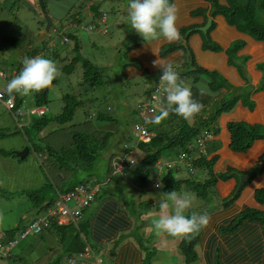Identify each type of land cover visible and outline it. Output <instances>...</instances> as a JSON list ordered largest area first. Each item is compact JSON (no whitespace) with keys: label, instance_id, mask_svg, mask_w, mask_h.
Wrapping results in <instances>:
<instances>
[{"label":"rangeland","instance_id":"rangeland-1","mask_svg":"<svg viewBox=\"0 0 264 264\" xmlns=\"http://www.w3.org/2000/svg\"><path fill=\"white\" fill-rule=\"evenodd\" d=\"M33 1V5H30L25 0H0V73L10 74V77L11 74L14 76L15 74L18 75L20 67L28 55L27 52L32 50L34 46L43 47L44 43H46L50 51V53H47L48 57L49 59H54V61L51 60L55 62L59 69L58 82L51 87L48 92L49 103L47 107L51 111L50 114L53 117L60 115L65 106L63 98L66 94H70L73 91V94L77 95L74 101H84L88 97H96L95 101L99 102L101 106L100 112L103 115L107 114L114 118H120L118 125L114 123L109 125L115 128L118 134L117 136H119H116L113 140H121L122 133L127 134L130 139H136L132 132L134 124L136 122H144L141 118L144 111L138 108L139 103L150 101L152 93L154 92L153 88L156 80L150 77L147 72L142 77L135 76L132 78L124 74L126 67L136 66L141 68L140 63L131 60L129 54L134 49L137 42L140 44L144 41L143 37L132 29L126 20L129 0H45L47 13L53 21L49 31L47 30V22L45 21L38 0ZM101 11L106 12L107 23L102 22L101 18L103 14ZM73 20L78 22V29L71 28L73 27L71 24H74L71 23ZM89 27H92L93 31L88 32L87 28ZM64 28H68V31L72 30L71 34L76 36L79 45L77 51L74 50V44L76 43L73 40L70 46L62 45V33ZM103 30L107 32L103 33ZM189 32L190 30L186 35H188ZM52 50L58 51V57L54 52H51ZM77 52L81 55L82 60L89 61L94 66H97V68H105L101 75L103 81L102 87L92 88L89 86L90 83L81 85L84 81L83 77L85 71L83 62L76 65L75 71L71 77H68L67 73L64 72V66L70 64L73 57H76ZM237 59H239L236 61L237 64L242 63L241 61L245 62V60H242L240 57ZM240 66L243 67V64ZM185 69H187V67H185ZM87 70L89 69L87 68ZM89 71L92 73L94 67ZM179 72H181V69H179ZM189 76L190 75H188V77ZM9 82V80H4L0 77V91L7 89V84ZM197 85H206L209 89L206 78L197 83ZM193 88L194 87H192V90ZM242 89L245 91L252 90L249 85L247 87H242ZM197 90H199V87ZM192 92L194 93V91ZM86 93H89L88 96L86 95V97L83 96L81 98V95H85ZM207 95L215 97V94L211 92L210 94H203L205 98L208 97ZM16 96L20 98L21 93H18ZM232 97L233 95L231 94L230 100ZM92 109V107H88L83 103V105L77 109L78 111L75 113L74 121L65 123V125L60 124L59 127L55 124H51L48 131L60 138L63 135L68 137L72 133H76L80 131V127H82L80 124L85 121L87 114H92ZM136 110H138V112L135 113ZM23 111H25V109H23ZM33 111L38 110L35 109ZM1 112H3V107L0 106V122H10L11 117L9 113ZM96 112H98V110L93 112L94 116ZM20 115L22 117L15 120L16 122L20 121L22 123L39 117L24 112H21ZM95 121L94 119V122ZM103 125L105 124L102 123L99 125V130L103 129ZM146 125H148L150 129L152 128L156 131H160L162 128L164 130L166 129L162 121L159 124L149 123ZM100 126L103 127L101 128ZM106 128L108 129L109 127ZM30 130V133L27 131V134L31 135V140L29 142L30 153L26 158L19 159L14 157V154H10V151L6 152L8 151L7 148L13 145L16 140V135H12L15 131V126L9 125L7 127H2L0 125V151L5 153L4 155L7 157V163H4L5 165L0 163V228L2 226L5 230L15 229L14 237L19 241L11 257L0 258V264H64V259L61 255V252L64 251L63 245H57V248L53 246V242H59L60 236L57 231H46L42 234L44 236L43 240L31 236L27 237L25 240H20L19 238L20 227L28 226L36 217L37 208L35 203L38 200V196L36 195L37 190H40V188L46 185L49 179L56 183V178L59 176V174L57 175L56 169L49 163V159H44V154L40 153L41 149H45L46 152L48 147H54L58 144V142L55 141L56 139L53 138L54 134L50 137V134L47 133L46 130H44L43 133H40L36 128H31ZM63 143L64 141L62 140L61 144ZM118 152L119 150L116 148L112 150L106 148L101 153L99 157V171L101 174H104V176L107 175L106 172L103 173L106 170L105 160ZM123 153L128 154V152ZM168 153H163L161 165L156 168L154 171L155 174L163 171L164 173L168 172L170 175V170L167 169V171L165 165L170 161H175L177 150H172ZM144 154L145 150L141 146L139 149H132L130 156L140 161L144 158ZM14 158L17 159H15L16 163L12 162ZM40 160L43 166L46 165V167L41 165ZM37 163L40 168L33 167V165ZM135 167L145 170L142 162ZM46 168H48L47 170H49L50 173L48 171L46 173ZM161 168H164V170ZM131 170L134 171L133 169ZM135 171L137 170L135 169ZM173 171L174 174H177L176 176H178L179 179H189L191 182L190 184H196L194 182L200 181L203 174H205L204 171H199V174L192 179L186 173L188 172L187 170H183L180 174L176 172V169ZM126 172L130 175L132 181L139 182L141 185L145 184L146 180L140 178L138 172L129 173L127 169ZM26 174L32 176V180L30 178L29 181H24V176ZM113 174L117 175L118 173L115 172ZM79 181V184L87 182L84 177H81ZM213 187L214 186L205 188L206 192L202 193H207V197L203 198L199 197L197 193L193 191L191 185H187V183L181 185L179 189L180 193H188L195 197L193 208L189 210V212L202 214L214 208L213 204L216 200L215 196L212 195V192H214ZM121 197L122 196L119 194L118 199ZM69 206L74 207V202L71 201ZM160 210L162 212L161 207ZM42 212L43 211L40 213ZM139 217L140 216H138V218ZM154 218H157V216H154ZM71 225L73 226L72 228L76 230V241L86 244V237H88L85 234L87 231L86 228H83L84 226L81 224H70L68 226ZM79 225L81 226V232H79ZM69 232L73 235L70 229ZM119 244H121V241L110 246V248L107 245L104 247L95 246V250L99 256H103L110 264H114L115 257L112 258L111 254L117 253V245ZM101 249L102 252H100ZM107 249L108 252L106 251ZM98 251L100 253H98ZM187 256L190 262L195 264L199 262V256L196 254L194 246L188 250ZM218 256H221V254ZM218 260L219 257L217 258V262L220 264ZM148 261H150V259H148L147 262Z\"/></svg>","mask_w":264,"mask_h":264},{"label":"trees","instance_id":"trees-1","mask_svg":"<svg viewBox=\"0 0 264 264\" xmlns=\"http://www.w3.org/2000/svg\"><path fill=\"white\" fill-rule=\"evenodd\" d=\"M177 3L184 4L183 6H179L180 12L178 18V25L181 26L180 38H182V40H180L179 43H176L177 40L172 41L171 43H173L174 45H171V47H166L165 50L173 51L175 49H181V51L184 52H187L189 50L190 52H187V59L184 62V64H188L186 73L190 75L189 77H192L196 84L204 80L205 77L209 79L207 81V84L210 92L215 94V97H210L208 95V97L206 98L204 96L203 98L195 97V99L198 102L202 103L204 107L202 111L196 117H194V124H191L189 120H185L174 113H170L167 118L162 120V124L166 126L165 130L163 128L160 131H156L153 129L156 132V137L149 143L141 142L138 144V149L142 146L145 150L144 158H142L140 161L134 159V162H136V164L134 166L129 165V168H126L124 163H122V166L126 168L129 173L138 172L139 175H146L145 180L151 177L152 170L154 171L158 162L162 160L163 153L177 150V157L175 161H170L171 163H176L178 160V156L183 152L188 151V146L194 140H196V138L202 136L205 130L212 129V125L215 124L217 118L221 114L231 111L235 107L236 103L241 99H243L245 102H248L249 104L252 103L249 100L252 91H245L240 88L235 89L232 82L227 77H225L222 72H220L219 70H207L206 67L203 66V61H198L196 52L191 47L183 45V42H185L189 38L186 33L191 30V34H199L201 43L196 42V47L201 44L200 50H202V52L209 51L217 55L225 53L227 58L229 59V65L239 69L241 72L243 71L244 66H246V63L252 58L249 55H244L242 57L239 55L241 52L246 50L248 46V40L250 39L255 43L264 45V0H177ZM189 17L190 19H187ZM208 18H212L213 22L211 29L208 31L207 35H205L201 31L196 29L205 26ZM194 19L198 20L199 23H193ZM190 21L193 23L191 26H183ZM221 24L226 26L225 30L219 26ZM234 32L238 33L240 37L231 41V37L234 35ZM229 34L233 35L229 36ZM64 36L68 38L69 42H63L62 45L70 46V42H72L73 40L77 44H74V50L77 51L79 45L76 36L72 35L70 31H68V28H64L62 38ZM227 42L231 43L228 48ZM47 45L48 44L44 43L43 47L34 46L32 50L27 52L28 55L26 56V58H32L36 55H41L49 59L47 53H50V51ZM151 47L153 46L150 45V48ZM56 50H52L51 52H54L58 57V51ZM238 57L242 58V60H245V62L242 61L243 67L236 63V61L239 60L237 59ZM52 60L54 61L53 58ZM80 62H83L85 69L83 77L84 81L82 80L83 82L81 83V85L90 83L89 86L92 88L102 87L103 81L101 75L105 68H97V66H94L89 61L82 60L81 55H79L78 52L76 53V57L73 58L70 64L64 66V72L67 73L68 77L72 76L75 71L76 65ZM86 67L89 70L93 69L94 67V71L91 73L89 70H87ZM261 70H264V65L261 66ZM15 76L11 74L10 77V74H7V80L11 81L13 78H15ZM57 82L58 78L53 81V84L51 86H54L55 84H57ZM262 88H264V86L260 87V89ZM45 90H41L39 93H33L31 99H33L34 104L32 105V107H47V104L49 103V88ZM223 90H226L228 93V95L225 97H223V95L221 94ZM73 93L74 91L70 94H66L63 98L65 106L63 112L60 115L53 117L49 113L43 115L42 117L39 116V119L36 118L31 120L27 127L23 126L19 128V130H17H21L22 132H25L27 134V131H29L30 133L31 128H36L40 133H42L44 130H48L51 124H55L58 127L60 124L65 125V123L74 121L75 113L76 111H78L77 109L83 105V103H85L88 107H92L93 112L98 110L95 116L93 112L90 115L87 114L85 121L80 124L82 125V127H80V131L72 133L68 137L63 135L61 136V138L63 139H61L57 135H54L53 138L56 139L55 141H57L58 144L54 147H48L46 149V152L45 149L40 150V153L44 154V159H49V163L52 165V167H54V169H56L57 175L59 174V176H57L56 178V183H54L53 180L49 179L46 185L40 188V190H37L36 195L38 196V200L35 203V206L37 208L36 216H38L41 211L50 209V207L54 205V201L55 199H57L60 193H67L69 191H72L79 184V180L81 179V177H84L87 180L86 183L95 182L94 184L100 185L101 187L99 193L90 203V205L97 202L103 203L109 198L115 199V195H117V193L115 191H111L108 185L104 186L103 183L108 176H111L115 172V167L112 165V162L116 158L122 157L126 154L123 152L131 151L125 149V146L127 145V143H129V141H131L132 138L130 139L127 134L122 133L121 140L115 141L113 140V138H116V136L118 135L115 131V128H113L114 132L113 130H109L106 128L113 123L118 125L120 122V118H114L107 114L103 115L100 112L101 106L99 105V102L95 101L96 97H88L84 101H74L77 98V95ZM15 94L17 95L18 93H7L5 99L14 97ZM88 94L89 93L81 95V98L83 96L86 97V95L88 96ZM231 94L233 95V97L230 100ZM21 98H18L19 100L17 101V105L19 107L22 104ZM136 112H138V110H136L135 113ZM155 118L150 122L154 123L153 121L155 120ZM94 119L96 120L95 122ZM19 123L20 121L17 122L18 125ZM102 123H104L105 125H103L104 127H100H103L104 130H99V125ZM228 130L231 135L230 149L234 153L245 154L251 150V148L257 141H264V126L260 124L249 125L242 122H231L228 124ZM28 136L29 144L31 135L28 134ZM62 140L64 141L63 144H61ZM106 148L111 150L116 148L119 150V152L117 154L114 153L109 157V159L107 158L105 160L106 170L103 172L107 173V177L105 178L99 171V157ZM126 157L128 159L132 158L130 156ZM215 161L216 156L212 158L203 157L198 161H195V166H197L198 170L204 171L208 175V180L205 183L194 182L196 184H190L191 182L189 179H179L178 176H176L177 174L173 173L174 169L170 170V175H168L164 183L166 185L165 193L171 191L177 192L179 191L182 184L187 183V185H191L193 187V191H195L199 197L206 198L207 193L202 192H206V187L215 186L217 182V178L214 175ZM141 162L143 163L145 170H141V168L135 167L136 165H140ZM261 162L264 163V156L262 157ZM43 167H46V165ZM179 168L181 169V171ZM179 168H175L176 172L179 174L182 173L183 170H186L182 167ZM47 169L48 168L45 169L46 173L47 171L49 172V170ZM131 169H133L134 171H132ZM135 169L137 171H135ZM140 178H143V176H141ZM225 178H228V176H223V179ZM256 201L260 205L264 206V189L256 192ZM86 209L83 210L82 219L87 215L88 209ZM114 213V204L112 202H107L104 211L97 219V232H99V237L97 238L104 239L107 235L110 234L109 231H102L101 229L103 224H105V222L109 220ZM246 222L247 224H249L247 231L251 237V239L248 240L249 242L246 246L249 247V251L253 259L257 258L254 262H256V264H264V212L254 209L247 210L237 219L232 229H239L241 225H246L244 224ZM79 224L83 225V228H86L87 233L85 232V234L89 236V220L86 219L83 222L80 221ZM114 225L116 224L114 223ZM72 227V225L65 227L52 225L48 229H46V231H57L59 233L60 245H63L64 250L63 252H61L62 257L82 252L88 246V243L91 244V246H89L94 250L95 246H99V244L97 243H92V241L89 242V239L87 238L86 244L80 241H76V230H74V228ZM78 227L80 230L79 232H81V226L79 225ZM257 227H260L261 233L259 232V229ZM69 229L71 230V232H73V235L70 234ZM25 230L26 227H20L19 235H21V233H23ZM14 236L15 229L6 230L5 234H3L2 236V239L4 241L6 239L13 240L16 239V237ZM37 237L39 240L44 239V236L42 234ZM198 237L199 233L187 236L186 243L196 242L198 241ZM260 243H262V245ZM189 249L191 248H188V250ZM127 257H130V260L127 259ZM127 257L125 258V264L135 263V255L127 254Z\"/></svg>","mask_w":264,"mask_h":264},{"label":"crops","instance_id":"crops-1","mask_svg":"<svg viewBox=\"0 0 264 264\" xmlns=\"http://www.w3.org/2000/svg\"><path fill=\"white\" fill-rule=\"evenodd\" d=\"M25 1L30 5H33L34 3L33 0ZM180 5L183 6L184 4H178V6ZM101 13L106 12L101 11ZM187 19H190V17ZM194 22L197 24L199 23L198 20L195 19L193 23ZM71 23L76 24L75 27L71 28L78 29L79 24L77 21L73 20ZM193 23L190 21L183 26L189 27ZM219 26L224 30L226 29V26L223 24ZM178 28L181 33V26L178 25ZM196 30H198V28ZM71 32L72 30H70V33ZM191 32L192 31L190 30L189 34H191ZM189 34L187 35L189 36L188 40L183 42V45L191 47L196 52L198 61H203V66H205L207 70H219L222 72L225 77L232 82L235 89H242V87H247L249 85V87L252 88V94H250L249 98L252 103L249 104L243 99L239 100L231 111L221 114L217 118L215 124L212 125V130L215 136H213L212 140L207 143V147L209 158L216 156L214 175L217 178V182L213 187L214 192H212L216 201H214L213 204L214 208H211V210L206 212L211 217L210 225L199 232V239L197 238L198 241L196 242L186 243L187 236L172 237L166 233L157 234L152 226L154 216L158 217L163 214V211L161 212L160 210V205L165 194L166 185L164 183L169 175L168 172L164 173L163 171H160L155 174V168L154 171L152 170L151 177L145 181L144 185L132 181L130 175H125V173H121V175H123L121 176L118 172L117 175L112 174L108 177L103 174L105 178L107 177L103 184L108 185L111 191H115L117 195H115V199L109 198L103 203H92L87 208V215L85 218L81 219V222L86 219L89 220L90 231L89 236L86 238L92 241V243H97L101 247L107 245L110 248V246L121 241V244L117 245V253L111 254L112 258L115 257L114 264H125L127 254L135 255L134 264H195L190 263L188 260L189 257L187 256L188 248H192L193 246L196 254L199 256V262H197V264H218V257L220 264H256L254 261L257 258L253 259L249 247L246 246L249 242L248 240L251 239L250 234L247 231L249 224L246 222L244 223L246 225H241L240 228L236 230L232 228L237 219L247 210L254 209L264 212V206L256 201V192L264 189V169L261 173L255 175L240 191H238L241 176L248 175L260 164L264 165V163L261 162V159L264 156V141H257L251 150L245 154L234 153L230 149L231 135L228 130V124L231 122H242L249 125L260 124L264 126V88L260 89L261 86H264V70H261V66L264 65V45L255 43L250 39L248 40L246 50L239 55L241 57L249 55L252 58L246 63V66H244L243 71L241 72L239 69L229 65V59L225 53L217 55L209 51L202 52V50H200L201 44L196 47V42L201 43L200 35ZM231 35L233 34H229V36ZM239 37L240 35L234 32L231 41ZM180 40H182V38L177 40L176 43H179ZM227 43L228 48L231 43ZM150 45L153 47L150 48ZM171 45L174 44L163 37H157L152 41V44L145 40L140 44L137 42L134 49L130 52L129 57L131 60L139 62L141 68L136 66L126 67L124 70L125 76L129 78L135 76L142 77L147 72L150 77H153L154 80H156L154 84L155 86L159 82L161 70L154 66V62L161 58L162 61L172 62L174 66L178 67V71L181 69V77L186 82L190 80L192 87H194L192 90L194 91V98H203L200 90H197V84L192 77H188V74L186 73L187 70L185 67L188 68V64H184V62L187 59V52L190 51L188 50L187 52H184L181 51V49H175L173 51L165 50L166 47H171ZM242 64L243 62L239 65ZM208 80L209 79H207V81ZM51 87L53 86H50L49 90ZM221 94L223 97L228 95L226 90H223ZM32 95L33 94L25 95V101H23L24 99L22 100V102L25 103L26 108L31 107L34 104L31 99ZM140 105L141 102L139 103V106ZM0 106L3 107V112L1 113L8 112L13 120L10 119V122L1 121L0 125L2 127H7L9 125L15 126V131L12 135H16V142L14 141V144L10 145V147L7 148L8 151H6H10V154L12 153L15 155V152H21L26 147H29L28 134L21 130L17 131V129L23 126L27 127L31 120L22 123L20 122L18 125L15 121L17 118L12 115L4 104H0ZM155 116L156 115L151 112H145L141 118L146 124H149L148 122L153 120ZM189 122L194 123L193 118ZM108 129L113 130L112 127ZM46 131L50 134V137L54 134L48 130ZM4 154L5 153L0 151V163L2 164L7 163V157ZM14 157L17 156L15 155ZM132 158L134 159V157ZM15 159L16 158H14L13 161L11 159L9 160L16 163L17 159ZM41 165L43 166L42 163ZM33 167L40 168L38 163L34 164ZM164 168L161 169L164 170ZM199 171L201 170L197 171V175L199 174ZM186 173L192 179L197 176L193 177L191 176L192 174L190 175L188 172ZM29 176L30 175L26 174L24 176V181H29L32 177ZM141 176L146 179V175L140 174V177ZM223 176H228V178L223 179ZM207 180L208 175L205 173L198 182L205 183ZM177 193H180V191H177ZM119 194L123 196L118 199ZM107 202H112L114 204L115 213L105 222V224H103L101 229L102 231H109L110 234L104 239H100L97 238L99 237V232H97V219L104 211ZM189 213L191 212L188 211L187 214L190 215ZM42 214L43 212L40 213V215ZM138 216L140 217L138 218ZM114 223L116 225H114ZM257 228L261 233L260 227ZM5 231V228H2L1 226L0 236L5 234ZM59 242H53V246L57 248V245H60ZM260 244L262 245V243ZM89 245L91 246L90 243H88V246ZM106 251L108 252V249ZM100 252H102V249ZM219 254H221V256H218ZM66 257L67 256L62 257L64 259V264ZM127 259L130 260V257H127ZM148 259H150V261L147 262ZM105 260L110 264L107 259Z\"/></svg>","mask_w":264,"mask_h":264},{"label":"clouds","instance_id":"clouds-1","mask_svg":"<svg viewBox=\"0 0 264 264\" xmlns=\"http://www.w3.org/2000/svg\"><path fill=\"white\" fill-rule=\"evenodd\" d=\"M179 12L180 9L177 0H129L126 20L130 24V27L143 37L146 42H150L152 44V41L157 37H163L167 41L172 42L179 40L181 35L178 28ZM105 15L107 19V14L105 13ZM154 66L158 67L162 73L158 82L159 91L162 94V100L160 105L153 112H151L156 115L153 122L159 124L163 119L167 118L170 113H174L185 120L190 121L192 118L195 120L194 117L202 111L204 106L194 98L191 82H186L181 77L177 67L170 61H162L160 58L154 62ZM58 76L59 69L55 62L41 55H36V57L26 58L23 61L19 74H16L15 78L7 84L6 90L9 94L22 93L21 95L24 100L21 97L20 98L25 101V95L39 93L41 90L48 89ZM197 87H199L202 95L210 94V90L206 85H197ZM14 96L16 100V109H19L20 112L41 117L51 112L47 107L31 106L26 108L24 102H22V105L19 107L17 105L19 97L16 95ZM143 103L149 102H142L141 104ZM23 109H25V111H23ZM35 109L43 110L44 112L42 114L33 113V110ZM139 109L142 110L140 107ZM142 111H144V113L148 112L145 110ZM10 112L15 118H17V120L22 117L21 115L17 116L15 111ZM205 132L211 133L212 138L215 136L212 129L205 130L203 134ZM212 138L209 141H211ZM131 141H135V139ZM136 148L137 146L127 150ZM130 153L125 154L122 157L126 158V165L134 166L135 164H131V161H134V159H128L126 157L130 156ZM205 158H209V154ZM113 163L114 161L112 162V165L114 166ZM160 165L161 160L155 168ZM195 169V174L191 175L193 177L197 175V166H195ZM114 170L116 173L119 172L128 175L126 168L124 167L121 171L117 170L116 167ZM194 200L195 197L188 193H177L176 191L165 193L160 205L163 214L152 220V226L156 233H166L172 237H183L198 234L203 229L209 227L211 217L207 213L197 214L196 212H191L190 215L186 214V212L193 208ZM1 236H3V234ZM11 255L9 257H11ZM0 258L3 259L4 257L0 256Z\"/></svg>","mask_w":264,"mask_h":264},{"label":"built area","instance_id":"built-area-1","mask_svg":"<svg viewBox=\"0 0 264 264\" xmlns=\"http://www.w3.org/2000/svg\"><path fill=\"white\" fill-rule=\"evenodd\" d=\"M103 23H106V15L103 13L101 18ZM75 27L76 24H71ZM88 32L93 31L92 27L87 28ZM106 33V30L102 31ZM63 42H69L67 37H63ZM36 57V56H35ZM162 73L160 74V76ZM159 76V79H160ZM0 77L7 80V73H0ZM7 90L3 89L0 91V104L4 106L9 111H15L17 116H20V110L16 109L15 96L9 99H5L7 96ZM162 100V94L159 91L158 84L155 86V90L151 96L149 103H143L139 107L142 110L153 112ZM42 114L43 110L33 111V113ZM133 134L135 136V141L127 143L125 149H130L138 146L139 143H149L156 137V132L149 128L145 122H138L134 125ZM212 138L211 133L205 132L201 137L194 140L189 146L188 151L183 152L178 156L176 163L168 162L165 167L168 170H173L175 168L182 167L186 169L190 175H194L196 172L195 161L201 157L208 156L207 143ZM125 157H118L114 160V166L117 170L121 171L123 169L122 163H126ZM134 164V161H131ZM160 164V163H159ZM180 169V168H179ZM181 171V169H180ZM95 182H89L85 184H80L76 186L72 191L59 194L57 199L54 201V205L50 209L43 211L42 215H38L27 227L26 230L19 236L20 240H25L27 237H37L46 231L50 226L56 225L58 227H65L70 224H79L83 217V210L90 206V203L95 199L99 193L101 187L100 185L94 184ZM73 201L74 207H70L69 203ZM19 244L18 239H6L5 241L0 236V256L9 257L13 250ZM100 253V252H99ZM65 264H108L103 256H99L97 252L87 246L85 250L81 253H76L69 255L66 258Z\"/></svg>","mask_w":264,"mask_h":264},{"label":"water","instance_id":"water-1","mask_svg":"<svg viewBox=\"0 0 264 264\" xmlns=\"http://www.w3.org/2000/svg\"><path fill=\"white\" fill-rule=\"evenodd\" d=\"M40 8L42 10V13L45 17V21L47 22V30L49 31L50 28L52 27L53 21L51 17L47 13L46 5H45V0H38ZM212 18H208L207 23L205 26L198 28L199 31H201L204 34H207L208 30L212 27ZM29 154V147H26L23 151L21 152H15V155L20 158L24 159L27 155ZM264 169V165L260 164L257 166V168L253 171H251L248 175L241 176L240 184L238 187V191H240L247 183L250 182V180L257 175L258 173H261Z\"/></svg>","mask_w":264,"mask_h":264},{"label":"bare ground","instance_id":"bare-ground-1","mask_svg":"<svg viewBox=\"0 0 264 264\" xmlns=\"http://www.w3.org/2000/svg\"><path fill=\"white\" fill-rule=\"evenodd\" d=\"M124 165L126 166V168L129 167V165H126V164H124ZM122 167H123V166H122Z\"/></svg>","mask_w":264,"mask_h":264}]
</instances>
